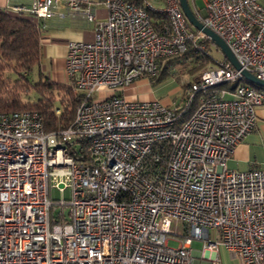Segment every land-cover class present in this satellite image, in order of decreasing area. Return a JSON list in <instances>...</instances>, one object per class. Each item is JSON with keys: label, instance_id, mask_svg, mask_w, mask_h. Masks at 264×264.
Listing matches in <instances>:
<instances>
[{"label": "built area", "instance_id": "2783aa9c", "mask_svg": "<svg viewBox=\"0 0 264 264\" xmlns=\"http://www.w3.org/2000/svg\"><path fill=\"white\" fill-rule=\"evenodd\" d=\"M260 1L204 0L203 13L194 7L240 69L225 57L204 69L185 91L184 107L192 98L196 105L184 122L185 108L113 93L157 76L188 44L204 48L206 35L190 28L179 0L160 8L127 0L11 8L41 21L84 19L93 38L66 43L67 81L83 93L68 127L46 131L33 109L0 111V264H192L194 239L213 251L224 246L239 264H264V169L227 166L264 102V90L241 72L264 79ZM97 3L105 18L96 16ZM148 9L167 22L156 28ZM221 84L232 86L231 97L213 90ZM102 90L108 95L98 97ZM50 187H69L70 198H52ZM174 222L185 231L170 247Z\"/></svg>", "mask_w": 264, "mask_h": 264}, {"label": "trees", "instance_id": "16d2710c", "mask_svg": "<svg viewBox=\"0 0 264 264\" xmlns=\"http://www.w3.org/2000/svg\"><path fill=\"white\" fill-rule=\"evenodd\" d=\"M127 1L135 5L142 3V0ZM148 11L150 21L156 28L162 27L167 22L165 13L149 9ZM190 28L197 31L192 26ZM208 42V38L199 41L198 44H204V48L188 44L187 49L180 55L166 58L161 64L159 74L152 77L154 82H160L169 74V67L173 60L193 58L201 66L216 65L218 60L206 51ZM40 58L41 36L38 25L25 15L0 9V111L33 109L41 115L46 131L66 128L73 121L75 107L83 97V93L76 90L71 81L56 82L41 71L38 73L37 80L31 81L29 74L34 66L39 64ZM198 77L199 74L185 88L187 89ZM249 84L259 89L258 86ZM31 89L36 93V99L33 101L25 99ZM186 89L183 91L185 99L187 98ZM223 89L232 90V86L221 84L213 88L218 94ZM56 102L59 104L57 107ZM195 105L193 98L186 107L184 102L175 105L185 108L179 116V122L188 119ZM56 109H59L58 113Z\"/></svg>", "mask_w": 264, "mask_h": 264}, {"label": "crops", "instance_id": "0c3cea01", "mask_svg": "<svg viewBox=\"0 0 264 264\" xmlns=\"http://www.w3.org/2000/svg\"><path fill=\"white\" fill-rule=\"evenodd\" d=\"M92 1L99 2L100 0ZM260 2L264 5V0ZM30 4L31 0H0V9L14 13L11 10L13 6H29ZM147 4L160 8L164 6V0H142L139 5L147 6ZM191 8L194 11V6ZM95 13L98 18H105L107 9L102 3H97ZM22 15L30 18L40 29L41 58L39 62L42 61V64H38L39 69L56 82H66L67 78L64 71L66 43L69 40H91L93 38V23L81 18H71L67 15L60 16L57 14L42 21L34 16ZM222 58H224L223 54ZM160 84L161 82L155 83L153 78L144 77L134 81L121 92L111 91V93H120L128 99H158L171 106L170 96H173L178 87L165 89L166 87L162 88ZM226 90L223 97H231V90ZM227 166L236 170L264 169V102L256 108L254 128L233 148L227 160ZM194 240L200 242L196 243ZM194 240L191 241L189 247L192 264H239L238 259L224 246L219 245L213 251L203 248L202 240ZM216 258L217 261H215Z\"/></svg>", "mask_w": 264, "mask_h": 264}, {"label": "rangeland", "instance_id": "374dc122", "mask_svg": "<svg viewBox=\"0 0 264 264\" xmlns=\"http://www.w3.org/2000/svg\"><path fill=\"white\" fill-rule=\"evenodd\" d=\"M191 6H194L196 9L201 11L203 13L204 9V0H188ZM205 47V46H204ZM207 53L211 55L213 58L220 60L222 58V53L221 51L215 46L214 43H212L210 40L207 43ZM171 66L169 67V74L161 80L160 87L165 88V89H170L175 86L178 88L175 90V93L171 98L172 105H176L179 103H183L185 101V96H183V91L186 89L185 87L196 77L197 74L200 75V73L206 69L207 67L210 66V64H205L203 66L198 65L196 61L193 58L189 59H181V60H173ZM42 62V61H41ZM39 62V65L40 63ZM42 64V63H41ZM39 65L34 66L33 70L29 74L30 80L35 81L38 78V73L41 69H39ZM44 74H46L44 71L41 70ZM49 76L48 74H46ZM98 97H104L108 95V93L105 90H102L100 93H97ZM25 99H29L31 101L36 99V93L34 92L33 89L28 93V96L25 97ZM59 104L58 102L55 103V106L57 107ZM171 105V106H172ZM49 194L52 198H70V188L67 187L63 191H59L57 188L50 187ZM172 228L174 231L173 235H169L170 239L168 240V246L170 247H175L178 245L177 239H173L172 237L175 235L176 238L180 234H182L185 230L184 227L178 223L174 222L172 224ZM194 242L198 243L200 241L194 240ZM195 244V243H194Z\"/></svg>", "mask_w": 264, "mask_h": 264}, {"label": "water", "instance_id": "95a60500", "mask_svg": "<svg viewBox=\"0 0 264 264\" xmlns=\"http://www.w3.org/2000/svg\"><path fill=\"white\" fill-rule=\"evenodd\" d=\"M179 5L189 24L193 28L203 32L206 37L221 51L224 57L229 60L235 68L240 69V65L228 47L227 43L217 33L202 23V21L193 12L189 1L179 0ZM241 72L250 83L258 86L261 89H264V79L256 77L253 73L245 69H241Z\"/></svg>", "mask_w": 264, "mask_h": 264}]
</instances>
